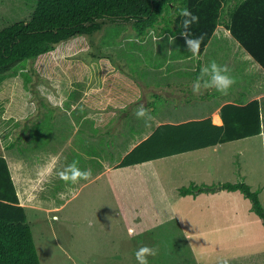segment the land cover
Here are the masks:
<instances>
[{"label": "rangeland", "instance_id": "rangeland-1", "mask_svg": "<svg viewBox=\"0 0 264 264\" xmlns=\"http://www.w3.org/2000/svg\"><path fill=\"white\" fill-rule=\"evenodd\" d=\"M37 2L0 0V30L28 20ZM119 22L122 25L111 27L113 21L105 20L106 26L101 32L78 34L57 46L58 53L67 55L64 58L80 61L83 66L74 65L78 79L73 82L81 80L83 84L86 81L100 86L102 81V84H107L103 91L111 90L110 108L106 111L113 112L114 118L98 123L99 143L94 148L97 157L92 162L85 160L86 144L80 143L82 150L80 146L78 148L83 154L75 151V126L72 122L63 123L58 129L59 123L50 119L49 127L43 125V129H37L43 112L53 117L54 110H57L44 97L46 94L42 84L46 79L43 74H38L36 61L29 62L26 69L0 80V153L18 159L19 172L26 188L24 197L21 195V203L31 206L29 209L27 207L29 224L42 264H137L135 253L141 246L157 249L156 256L148 257V264H264V225L243 193L219 189L196 195L180 194V188L192 183L213 185L218 182H246L264 197V146L260 136L230 141L219 149L208 147L188 152L192 157L189 167L181 165V160L173 156L154 160L153 165L159 170L169 197H172L178 218L154 217L153 208L148 210L144 200L137 202L147 208L142 217L136 215L133 209L129 211L128 201L131 197L123 192L129 180L124 172L120 174L117 171L110 176L100 177L93 184L82 180L74 185L65 183L55 173L43 175V166L54 156L59 157L56 171L73 160L79 161L81 169H87L90 163L100 169L104 161L116 163L131 147L132 139L138 142L137 138H132L133 134L146 127L145 122L137 119L133 112L141 103L151 109L152 106L146 103L153 98L152 94L146 99L144 96L155 90L151 86L146 91L140 89L138 72H134L137 78L134 83L124 79L118 82L117 70L111 72L114 76L112 80L116 82L92 77L90 60L98 48L92 38L106 34L109 44L110 39H114V35L120 31L135 32L130 22ZM120 26L124 28L120 29ZM220 48L226 49L227 45ZM184 51L183 48L182 53ZM54 55L49 58L52 64ZM110 59H113V63L118 62L112 56ZM210 59L214 61L216 58L211 56ZM135 61L138 63L137 59ZM188 76L195 80L194 73ZM25 77L32 78L29 83L32 92L26 90ZM70 84L61 80V86L59 82L56 85V88L67 90L68 107L75 105L74 102H78L84 91L88 90L81 88L80 83H77V87V84L72 83L74 87ZM192 85L186 83L185 89L188 88L189 92ZM165 94L169 95V92ZM215 94L214 97H217L219 92L215 90ZM189 95L196 105L195 102L200 99L194 97L192 91L187 93ZM33 101L37 103L38 110L33 119H26L27 114L23 111L29 106L27 102ZM211 101L207 108H213L218 103V100ZM155 104L153 102V107ZM72 109L77 111L78 108ZM29 122L32 123L30 131ZM150 123L152 129L157 125L152 120ZM11 143L13 146H10ZM86 151L89 150L86 148ZM130 227L135 230L134 236L128 234Z\"/></svg>", "mask_w": 264, "mask_h": 264}, {"label": "trees", "instance_id": "trees-1", "mask_svg": "<svg viewBox=\"0 0 264 264\" xmlns=\"http://www.w3.org/2000/svg\"><path fill=\"white\" fill-rule=\"evenodd\" d=\"M229 4L228 29L264 67V0H38L28 20L0 30V80L26 69L31 61H36L38 74L53 76L61 55L57 46L75 35L102 30L105 20L131 22L139 36L159 27L164 32L182 34L184 18L179 11L184 8L199 17V22L189 30L192 32L189 38L203 36L199 53L202 56L217 26L224 19L223 13ZM53 55L52 64L49 58ZM69 73L75 77L73 72ZM31 82V77H25L26 90L32 92L29 86ZM221 117L222 125L214 124L211 118L162 124L133 148L117 167L133 166L260 135L264 130V101L255 99L246 105L226 103L221 108ZM38 126L41 128L42 123ZM46 126L49 127V123ZM219 189L243 193L264 225V197L246 182L213 185L192 183L180 188V194L196 195ZM0 264H42L29 224L28 209L21 204L7 159L2 153Z\"/></svg>", "mask_w": 264, "mask_h": 264}, {"label": "crops", "instance_id": "crops-1", "mask_svg": "<svg viewBox=\"0 0 264 264\" xmlns=\"http://www.w3.org/2000/svg\"><path fill=\"white\" fill-rule=\"evenodd\" d=\"M230 7L231 4L226 7L223 13L225 15L224 19L217 26L202 56L193 57L187 48L185 37L182 34H177L175 31L164 32L162 27L148 31L143 36H139L136 31L134 33L120 31L119 34L114 35V39H110L109 44H107L106 34H98L92 38L98 47L96 52H93L90 60L92 77L96 76L109 81V79L112 80L114 77L111 72L117 70L116 73L119 75L117 76L118 82L123 81L122 79H124L129 83H134L137 79L134 72H138V82L141 84H139L140 89L144 91L151 86L154 87L155 90L154 93L150 92L144 96L146 99V97L152 94L154 98L151 97L149 102L146 100V104L152 106L150 114H152V121L157 124L155 128L152 129L150 128L151 126L149 128L144 127L143 129L141 128L142 130L138 131V133L133 134L132 138H137L138 142L135 143V139H132L133 144L131 145L130 143L131 147L116 163L104 161L102 169L93 167L92 163L87 167V169H91L92 171V178L89 180L91 184L96 183L100 177L103 178L105 176H110L117 171L120 172V174L124 172L125 177L129 180L127 182V187L123 190V192L131 197L128 201L129 211L133 209L135 214L140 217H142L143 212L146 211L147 208L149 210L150 207L153 208V213H155L154 217L172 219L175 217L178 218V215L173 208L174 204L172 203V197H169L165 185L163 184V178L161 174H159V170L156 166L153 165L154 161L127 167H117L133 148L143 140L147 139L162 124H179L190 120L211 118L214 124L222 125L223 120L221 117V108L226 103L246 105L255 99L264 101V67L241 46L239 41L233 37L231 31L228 29L227 22ZM119 24H121V22H113V26L111 27L118 26ZM130 24L132 25L131 22ZM105 26L106 25L104 24L102 29H104ZM172 27L173 29L176 28L175 25ZM122 28H124V26H120V29ZM101 31L102 30H100V32ZM170 37L173 39L170 40ZM225 44L227 45V48L221 49L220 47ZM109 48L111 49L108 50ZM183 48L185 49L184 53H182ZM71 56L72 55H69V57ZM111 56L118 62L113 63V59H110ZM211 56L216 58L214 60L216 63L219 65H226L230 69V74L235 77L236 83L232 86L227 95L219 93L217 97H214L216 95L215 89H209L207 90V93L204 92L201 96L194 95V97L200 99L195 102L197 104L194 105V103H192L194 100L191 96H187V93H190L192 89L189 90V92L188 88L185 89L186 83L192 85V82H194L193 78L188 75L194 73V79H196L200 69L213 61L210 59ZM64 57H67V55H60V59L54 67V74L57 75L58 70V76L44 75L46 81L42 84L45 89L43 92L46 94L44 97L47 98L50 106L56 109L58 113L53 109L55 115L51 118L52 115L46 116L45 112H43L41 114L42 120L39 121V123H42V127L40 128L37 125V129H43V125H47L50 119H52L51 122L59 123L58 129H61V124L63 123L72 122L75 126L73 130V143L75 142L76 147L75 151L77 153H82L81 144H86V147H84L85 152L87 153L85 155V160L87 162H92L97 157L94 148H97L99 143V133L97 131L99 126L98 123H103L104 121H109L114 118L113 112L106 111L110 108L109 101L112 98L111 90L103 91V88L107 86V84H102V81L100 86H98L99 84L94 86V82L91 83L86 81H84L83 84V81L81 80L73 82L78 79L74 72L75 70L73 69L74 65H79L81 68H83V66L80 65V61L74 62L75 59L73 60ZM135 59H137L138 63ZM137 64L138 66L135 67ZM131 67H133V71ZM70 71L73 72L75 77H71V73H69ZM61 80L66 84L71 83V87H74L73 84L80 83L81 88H86L88 90L87 92L84 91L83 97L79 99L78 102H74L76 103L75 105L68 107L66 103V101L69 100L66 94L67 90L64 88H56L58 82L59 87L61 86ZM8 81L11 82V79H8ZM111 82L116 81L112 80ZM77 86L78 84L75 87ZM125 88L128 89V86L125 85ZM183 89H185V91ZM167 92H169V95L165 94ZM162 98L165 99L162 100ZM204 98H206V100H204ZM211 99L218 100V103L216 102L217 104L213 106V108H207L206 106L212 102ZM153 102L156 103L154 107ZM200 103H202L201 106L198 105ZM27 104H29V106L26 111H23V113L27 114L26 119H33L32 117L35 116L34 113L38 110V105L34 101L27 102ZM72 108L78 109L75 111L76 109ZM126 114L127 113L124 115ZM31 124L32 123L30 122L28 123L29 131L30 128H32ZM63 129L68 128L64 127ZM257 136L261 137L264 146V130ZM139 137H141V139H139ZM67 143L68 139L66 145ZM44 146L47 145H43V147ZM79 146L81 150L78 149ZM40 147L43 148L42 146ZM86 148L89 150L88 152L86 151ZM214 148H222V144H219ZM43 153L45 152L43 151ZM5 158L7 159L12 178L17 187V181L14 177L10 160H13V162L17 164L19 170L18 159L12 155L10 158ZM173 158L180 159L181 165L189 167V161L192 157L186 152L173 155ZM153 173H156V175H153ZM17 191L19 193L20 201H22L18 187ZM142 200L147 202V208L137 203ZM22 205L26 208L28 207V209L31 208L29 204L23 203ZM228 258L229 257H224V259Z\"/></svg>", "mask_w": 264, "mask_h": 264}, {"label": "clouds", "instance_id": "clouds-1", "mask_svg": "<svg viewBox=\"0 0 264 264\" xmlns=\"http://www.w3.org/2000/svg\"><path fill=\"white\" fill-rule=\"evenodd\" d=\"M179 15L183 17L181 28L184 30L182 35L185 37V42L188 50L193 57L199 56L203 36L189 38L192 32L189 31L192 25L199 22V17L191 13L187 8L181 9ZM170 40L173 38L170 37ZM236 83L235 77L230 74V69L226 65H219L215 61L210 62L208 65L200 69L199 75L193 82L192 92L194 95H202L209 89H215L217 92L227 95L232 86ZM151 109L147 108L144 104H139L134 109V115L137 119L144 120L145 126H151L152 116L150 115ZM59 162V157H51L49 161L43 166L42 172L44 176H51L53 173L64 181L65 183L77 184L80 181H89L92 178L91 169H81L79 161L73 160L61 170L56 171V165ZM156 175V173H153ZM129 236L135 235L133 228L128 229ZM157 255V249L141 246L137 249L135 257L137 264H148V257Z\"/></svg>", "mask_w": 264, "mask_h": 264}, {"label": "bare ground", "instance_id": "bare-ground-1", "mask_svg": "<svg viewBox=\"0 0 264 264\" xmlns=\"http://www.w3.org/2000/svg\"><path fill=\"white\" fill-rule=\"evenodd\" d=\"M10 164H11V167L13 169V172H14V177L16 179V183H17V187L19 189V192L21 193L20 195H22V197H24L25 193H26V188H25V185H24V182L23 181V177L22 175L19 173V170H18V166L16 163L13 162V160H10Z\"/></svg>", "mask_w": 264, "mask_h": 264}]
</instances>
